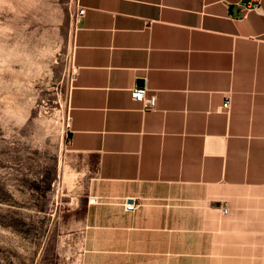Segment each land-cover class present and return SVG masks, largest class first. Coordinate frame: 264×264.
<instances>
[{"label":"crops","instance_id":"crops-1","mask_svg":"<svg viewBox=\"0 0 264 264\" xmlns=\"http://www.w3.org/2000/svg\"><path fill=\"white\" fill-rule=\"evenodd\" d=\"M247 1L74 0L76 264H264V0Z\"/></svg>","mask_w":264,"mask_h":264},{"label":"rangeland","instance_id":"rangeland-1","mask_svg":"<svg viewBox=\"0 0 264 264\" xmlns=\"http://www.w3.org/2000/svg\"><path fill=\"white\" fill-rule=\"evenodd\" d=\"M74 0H0V264H76L88 179L66 143Z\"/></svg>","mask_w":264,"mask_h":264},{"label":"built area","instance_id":"built-area-1","mask_svg":"<svg viewBox=\"0 0 264 264\" xmlns=\"http://www.w3.org/2000/svg\"><path fill=\"white\" fill-rule=\"evenodd\" d=\"M260 2L261 0H248L247 3L242 6L243 17L249 13L257 12ZM79 13L82 14V11ZM71 77H74V73H71ZM130 97L133 101L142 104L145 108H153L155 105V98L153 96L147 97L146 90L140 87L134 88L130 92ZM229 105L230 100L229 98H226V101L222 105V109L224 111H228ZM123 207L126 212H132L137 208V205L134 203V200H129L124 202ZM223 213L226 214L227 211L224 210Z\"/></svg>","mask_w":264,"mask_h":264},{"label":"water","instance_id":"water-1","mask_svg":"<svg viewBox=\"0 0 264 264\" xmlns=\"http://www.w3.org/2000/svg\"><path fill=\"white\" fill-rule=\"evenodd\" d=\"M141 84H142V82H141ZM68 137V136H67Z\"/></svg>","mask_w":264,"mask_h":264}]
</instances>
